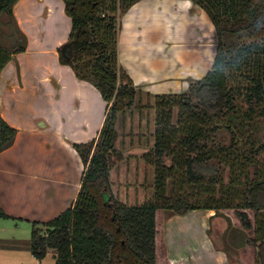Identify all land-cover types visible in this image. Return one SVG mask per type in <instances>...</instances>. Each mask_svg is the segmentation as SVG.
<instances>
[{"label":"trees","instance_id":"trees-1","mask_svg":"<svg viewBox=\"0 0 264 264\" xmlns=\"http://www.w3.org/2000/svg\"><path fill=\"white\" fill-rule=\"evenodd\" d=\"M19 1L0 0V37L4 15L13 27L11 45H0V77L27 48L14 15ZM63 1L72 51L70 58L60 52V62L91 83L107 107L98 137L73 145L85 166L77 199L55 219L32 223L33 256L41 261L53 250L56 264H157L160 211H216V217L235 210L244 228L255 231L264 264V0H192L215 26L216 57L187 91L146 93L155 99L146 107L156 111V129L139 161L145 164L143 186L154 193L137 204L119 199L111 174L123 159L118 114L135 108L141 94L120 65L117 15L141 0ZM17 132L0 112V154ZM247 211L255 213L254 224ZM0 218L13 219L1 207Z\"/></svg>","mask_w":264,"mask_h":264},{"label":"crops","instance_id":"crops-1","mask_svg":"<svg viewBox=\"0 0 264 264\" xmlns=\"http://www.w3.org/2000/svg\"><path fill=\"white\" fill-rule=\"evenodd\" d=\"M14 15L28 44L0 77L1 116L18 131L0 154V207L13 217L0 218V247L28 244L21 235L29 228L32 234L33 222L47 223L72 206L85 171L73 145L98 137L107 107L91 83L60 62L72 29L61 1L20 0ZM215 40L210 17L192 0H141L122 18L119 60L146 92L181 93L212 69ZM213 212L169 217L163 225L166 255L158 250L157 264H230L207 232ZM196 213L206 230L191 235L183 220ZM180 221L188 227L186 237ZM159 240L158 233V246Z\"/></svg>","mask_w":264,"mask_h":264},{"label":"rangeland","instance_id":"rangeland-1","mask_svg":"<svg viewBox=\"0 0 264 264\" xmlns=\"http://www.w3.org/2000/svg\"><path fill=\"white\" fill-rule=\"evenodd\" d=\"M59 1L65 5L63 0ZM117 18L121 22L123 14L119 13ZM2 20V32L4 35L0 37V45L8 47L11 45V40L8 35L13 32V27L8 24L9 18L7 15H4ZM135 87L141 89V94L139 96L141 102L138 100L135 108L132 110L125 108L123 112L118 114L116 122V127L119 132L118 146L119 153L123 155V159H117L112 169L114 191L121 201L129 204L142 203L146 197H151L154 193L153 190H146L143 186L145 179V164L139 161V158L143 153L149 150L154 141L150 138L156 129V111L146 107V105L147 103L153 104L155 99L147 98L146 93L149 92H146L143 86L135 85ZM148 138L151 141L150 144H147ZM216 213L217 212L214 211L213 216ZM247 213L254 224L255 213L253 211H247ZM173 215L175 214L171 211L159 212L158 226L160 231L158 233L160 239L159 254L161 258H165L166 255L164 250L165 235L163 225L164 222ZM195 215H190L186 220H183V222L185 221L187 225L191 226V235H195V233L199 234L206 230L205 227L203 228L197 224L200 223L199 213ZM183 222L180 221L176 223V225L181 229L182 235L186 237L185 230L188 227L186 224L184 225ZM207 232L209 236L213 238L215 246L226 251L230 264H260L256 243L253 242L257 239L256 233L254 230H247L244 228L235 210H221L216 217L211 219ZM31 236V229L29 228V233L21 235L22 238L28 237V244L25 245V242H22L20 245L19 243L15 246L6 244L0 247V264H56L55 252L49 251L48 255L41 261L33 256L31 252ZM163 264H169V262L165 261Z\"/></svg>","mask_w":264,"mask_h":264},{"label":"water","instance_id":"water-1","mask_svg":"<svg viewBox=\"0 0 264 264\" xmlns=\"http://www.w3.org/2000/svg\"><path fill=\"white\" fill-rule=\"evenodd\" d=\"M71 51H72V45L68 42L64 44L60 49L61 54L66 58L71 57Z\"/></svg>","mask_w":264,"mask_h":264}]
</instances>
